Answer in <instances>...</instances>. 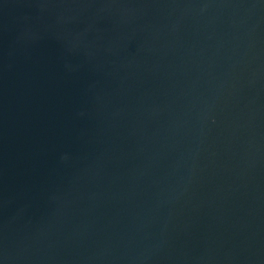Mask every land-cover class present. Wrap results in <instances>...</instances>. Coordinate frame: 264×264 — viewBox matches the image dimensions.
Wrapping results in <instances>:
<instances>
[{
	"label": "water",
	"instance_id": "1",
	"mask_svg": "<svg viewBox=\"0 0 264 264\" xmlns=\"http://www.w3.org/2000/svg\"><path fill=\"white\" fill-rule=\"evenodd\" d=\"M0 264H264V0H0Z\"/></svg>",
	"mask_w": 264,
	"mask_h": 264
}]
</instances>
